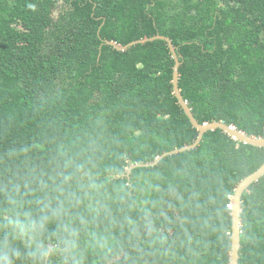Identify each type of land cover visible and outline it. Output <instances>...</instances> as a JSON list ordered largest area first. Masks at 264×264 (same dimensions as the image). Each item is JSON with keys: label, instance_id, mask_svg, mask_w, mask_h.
<instances>
[{"label": "trees", "instance_id": "obj_1", "mask_svg": "<svg viewBox=\"0 0 264 264\" xmlns=\"http://www.w3.org/2000/svg\"><path fill=\"white\" fill-rule=\"evenodd\" d=\"M264 0H0V264H230L264 163ZM19 220L17 227L9 221ZM239 264H264V175ZM46 253V254H45Z\"/></svg>", "mask_w": 264, "mask_h": 264}, {"label": "water", "instance_id": "obj_2", "mask_svg": "<svg viewBox=\"0 0 264 264\" xmlns=\"http://www.w3.org/2000/svg\"><path fill=\"white\" fill-rule=\"evenodd\" d=\"M155 39H164L168 42L170 51L175 60V64L173 67V78H172L174 95L177 97L179 104L184 109L185 113L189 117L193 126L196 127L199 132H198V136L196 140L191 144H187L182 147L175 148L173 150L164 152L152 162L132 164L128 168L127 175H130L132 169L137 166H153V165H156L160 160H162L164 157L168 155L176 154V153L183 152V151L190 150V149L197 147V145L201 142L205 132L209 130H215L217 128L222 129L224 132H226L228 135L232 136L236 140H239L241 142L248 143L254 146H258V147H264V137H256V136L248 135L244 131L237 129L233 125L227 124L223 120L211 121V122H205V123L198 122V120L193 114L192 108L189 106L188 102L184 98L181 92V89L179 87V77H180L179 68L181 65V61L179 59L176 48L172 40L170 39V37L162 35V34H156L154 36L133 40L125 45L118 44L112 40H107L106 42L108 44L114 45L118 50H126L135 44L145 43L148 41H153ZM263 175H264V163L256 171H254L253 173L246 176L243 180H241L235 189V193L233 195L232 202H231L232 232H231V256H230L231 262L230 264H239L240 248H241V232H242L241 230L242 195L244 191L247 190L253 182L259 180Z\"/></svg>", "mask_w": 264, "mask_h": 264}, {"label": "clouds", "instance_id": "obj_3", "mask_svg": "<svg viewBox=\"0 0 264 264\" xmlns=\"http://www.w3.org/2000/svg\"><path fill=\"white\" fill-rule=\"evenodd\" d=\"M9 223L10 224H13V225H15V226H17V227H21L22 228V230H23V224H22V222L21 221H19V220H16V221H9ZM46 254V253H45Z\"/></svg>", "mask_w": 264, "mask_h": 264}, {"label": "built area", "instance_id": "obj_4", "mask_svg": "<svg viewBox=\"0 0 264 264\" xmlns=\"http://www.w3.org/2000/svg\"><path fill=\"white\" fill-rule=\"evenodd\" d=\"M229 197L232 199L233 198V195L231 194V195H229Z\"/></svg>", "mask_w": 264, "mask_h": 264}]
</instances>
